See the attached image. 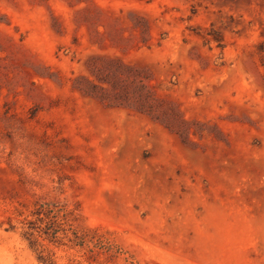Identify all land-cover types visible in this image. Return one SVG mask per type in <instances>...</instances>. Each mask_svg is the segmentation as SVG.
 Wrapping results in <instances>:
<instances>
[{
	"label": "rangeland",
	"instance_id": "obj_1",
	"mask_svg": "<svg viewBox=\"0 0 264 264\" xmlns=\"http://www.w3.org/2000/svg\"><path fill=\"white\" fill-rule=\"evenodd\" d=\"M46 203L55 264H264V0H0V264Z\"/></svg>",
	"mask_w": 264,
	"mask_h": 264
},
{
	"label": "trees",
	"instance_id": "obj_2",
	"mask_svg": "<svg viewBox=\"0 0 264 264\" xmlns=\"http://www.w3.org/2000/svg\"><path fill=\"white\" fill-rule=\"evenodd\" d=\"M33 216L35 220L26 223L24 238L33 251L39 252L40 263L55 264L49 255H45L44 241L58 240L60 233L68 237V232H71L76 246L83 247L86 244V236L73 229V222L76 221L74 211L58 209L55 204L46 203L37 208Z\"/></svg>",
	"mask_w": 264,
	"mask_h": 264
}]
</instances>
